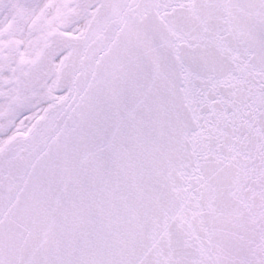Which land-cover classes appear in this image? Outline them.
<instances>
[{"label": "snow or ice", "instance_id": "1", "mask_svg": "<svg viewBox=\"0 0 264 264\" xmlns=\"http://www.w3.org/2000/svg\"><path fill=\"white\" fill-rule=\"evenodd\" d=\"M0 264H264V0H0Z\"/></svg>", "mask_w": 264, "mask_h": 264}]
</instances>
